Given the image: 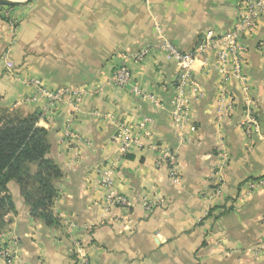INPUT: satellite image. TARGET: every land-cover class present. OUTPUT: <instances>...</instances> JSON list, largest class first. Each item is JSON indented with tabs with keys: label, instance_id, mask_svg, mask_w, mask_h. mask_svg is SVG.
I'll return each instance as SVG.
<instances>
[{
	"label": "crops",
	"instance_id": "1",
	"mask_svg": "<svg viewBox=\"0 0 264 264\" xmlns=\"http://www.w3.org/2000/svg\"><path fill=\"white\" fill-rule=\"evenodd\" d=\"M18 1L0 10V111L39 117L61 177L53 226L32 218L8 183L13 211L0 250L13 264H76L78 249L89 264H264V189L243 190L264 176V17L245 41L244 81L226 85L198 60L184 91L187 121L177 124V69L155 47L154 23L192 52L233 25L235 0ZM146 48L141 62L126 61L130 84L113 86L121 57ZM63 89L53 105L42 93ZM249 111L259 133L247 137ZM119 132L131 139L125 155L112 139ZM163 151L175 155L179 185L157 165ZM103 175L129 205L106 206Z\"/></svg>",
	"mask_w": 264,
	"mask_h": 264
},
{
	"label": "built area",
	"instance_id": "2",
	"mask_svg": "<svg viewBox=\"0 0 264 264\" xmlns=\"http://www.w3.org/2000/svg\"><path fill=\"white\" fill-rule=\"evenodd\" d=\"M263 8H264V0H255V1L245 0L242 4V9L244 13L242 14L243 19L241 22L242 25L240 29L236 28L234 32L223 37L224 41L229 45V49L227 53L225 52L224 57L220 55V60H217L218 67L223 68V70L220 71H224L226 67L232 68L231 70L233 71L234 77L240 82L244 81L242 76H240V67H241L242 59L244 58L242 54L244 53V48L241 46L240 39L251 37L252 32H248V31L250 30V27L253 25L254 19L257 17V12L262 10ZM238 30L239 31L241 30L243 32H239ZM209 38L210 37H208V39ZM158 47L161 49V51L167 54L170 60L178 62L180 66V70H181L179 75L180 80L176 85L177 93H176V97L174 98V110L172 112V119L173 122L177 124H181V122L187 121L186 115L181 114L182 108H185L184 91L187 87L191 85L190 84V75L192 72L191 67L193 63L198 61V58L182 55L171 44L167 42L160 43ZM219 47H223V46H218L212 42V45H210L211 52H214V54L219 55V51H218ZM147 54H148V48L143 49L139 53H135L131 55H123L121 57L122 63L119 66H117L112 71L111 74V83L113 84V86L119 89L126 88L131 81V72L128 66L126 65V61L128 59H133L136 62H141ZM226 54L231 56L230 63H228L226 59ZM243 90L246 91L247 88L243 87ZM133 91L138 95L141 94L135 87L133 88ZM42 93L48 100H50L51 105H53L59 101L60 97L66 95L68 91L63 89V90H57L55 92H46L43 90ZM73 95L76 96V93H73ZM249 114H251L250 111L248 115ZM249 124H251V126H249V128L246 129L247 137L252 136L254 134L258 135L259 130L255 122H253V120H249ZM250 127L252 128L250 129ZM190 130L195 131V127H190ZM64 136L68 139H74V136L71 133L68 125H66L65 127ZM112 139L114 142L119 143V152L122 155L128 153L129 146L131 144V139L128 138V136L125 133L119 132L117 135H114ZM157 165L165 166L168 174V178L173 185L180 184V175L178 171V166L176 164L175 155H173L171 152L163 151L160 160L157 162ZM101 185L105 189V198H106L105 203L108 208L114 206L125 207L129 205L123 197L116 195V193L112 188L113 183L109 175H103V177L101 178ZM257 189H264V176L256 180L248 181L243 186V190L246 193L253 192ZM144 207L147 210H151L153 206L150 204H144ZM75 246L77 247V244ZM78 250L74 251L73 253L76 259V264H89L87 256L83 255L82 252ZM0 258L6 264H13L14 257L11 251L8 250V248H1Z\"/></svg>",
	"mask_w": 264,
	"mask_h": 264
},
{
	"label": "trees",
	"instance_id": "3",
	"mask_svg": "<svg viewBox=\"0 0 264 264\" xmlns=\"http://www.w3.org/2000/svg\"><path fill=\"white\" fill-rule=\"evenodd\" d=\"M38 118L0 111V235L5 217L13 211L7 188L10 181L18 185L32 218L46 226L56 224L51 209L61 172L48 156V132L38 126Z\"/></svg>",
	"mask_w": 264,
	"mask_h": 264
},
{
	"label": "rangeland",
	"instance_id": "4",
	"mask_svg": "<svg viewBox=\"0 0 264 264\" xmlns=\"http://www.w3.org/2000/svg\"><path fill=\"white\" fill-rule=\"evenodd\" d=\"M245 0H235V9H236V18H235V21L233 23V25L224 33L220 34V35H217V34H213V33H206L204 35V37H202L197 43H196V46L195 48L193 49L192 52H188V53H183L181 52L180 50H178L173 44H171L163 35V32L162 30L160 29V27L158 26L157 23H154V29L158 35V43L155 44V47H158V45L160 43H164V42H167L169 44H171L178 52H180L182 55L184 56H192V57H197L198 60H202L206 63V66H208L212 72H214L215 74H217L221 81L222 82H225L226 85L227 83H229L230 81L234 80V81H237L239 84L240 81L237 80L234 75H233V71L231 70L232 68L230 67H226L224 71H220V70H223V68L221 67H218V64H217V60H220V55L222 57H224L225 55V52L227 53L228 52V49H229V45L224 41V38L226 35L228 34H231L232 32H234L237 29H240L241 25H242V14L244 13L243 9H242V4ZM252 1V0H251ZM255 1V0H254ZM12 9L11 7H2L0 6V10L2 11H8ZM264 17V8L260 11L257 12V17L254 19L253 21V25L250 27V30L248 32H252L251 36L255 33V31L257 30V27H258V23L262 20V18ZM239 31V30H238ZM239 32H243V31H239ZM208 37H210L208 39ZM248 38H241L240 39V43H241V46L244 48V45L245 44V41L247 40ZM212 42L218 46H223V47H219L218 48V51H219V55L218 54H214V52H211V49H210V45H212ZM149 46V50H152L154 49V46L153 45H148ZM225 46V47H224ZM158 49L161 51V49L158 47ZM224 51V52H223ZM163 52V51H162ZM221 53V54H220ZM165 58L167 60H169L170 62H173L176 66V69H177V72H176V77H175V87L178 83V81L180 80L179 79V75H180V66H179V63L178 62H175L173 60H170V58H168L167 54L165 53ZM226 59L228 61V63H230L231 61V56L226 54ZM243 60V59H242ZM196 65V62L193 63L191 69H192V72H191V75H190V84L193 85V69ZM241 72V71H240ZM55 106V105H54ZM53 106V108H55ZM249 108L251 109V106L248 105ZM18 115H23L21 112H18ZM249 120H253V122H255V124L258 126V123H257V120L254 116H252L251 114H249L248 116V120L246 122V125H245V128L248 129L249 126H251V124H249ZM252 127H250L251 129ZM245 129V131H246Z\"/></svg>",
	"mask_w": 264,
	"mask_h": 264
},
{
	"label": "water",
	"instance_id": "5",
	"mask_svg": "<svg viewBox=\"0 0 264 264\" xmlns=\"http://www.w3.org/2000/svg\"><path fill=\"white\" fill-rule=\"evenodd\" d=\"M22 4L24 2L18 0H0V6L2 7H18Z\"/></svg>",
	"mask_w": 264,
	"mask_h": 264
}]
</instances>
